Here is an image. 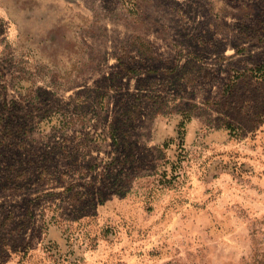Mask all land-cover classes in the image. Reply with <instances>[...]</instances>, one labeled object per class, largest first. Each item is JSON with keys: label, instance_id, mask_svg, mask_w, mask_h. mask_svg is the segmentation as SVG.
Here are the masks:
<instances>
[{"label": "rangeland", "instance_id": "1", "mask_svg": "<svg viewBox=\"0 0 264 264\" xmlns=\"http://www.w3.org/2000/svg\"><path fill=\"white\" fill-rule=\"evenodd\" d=\"M0 264H264V0H0Z\"/></svg>", "mask_w": 264, "mask_h": 264}]
</instances>
